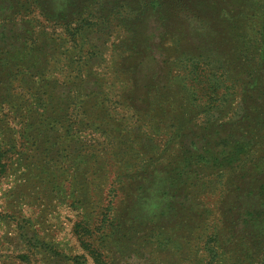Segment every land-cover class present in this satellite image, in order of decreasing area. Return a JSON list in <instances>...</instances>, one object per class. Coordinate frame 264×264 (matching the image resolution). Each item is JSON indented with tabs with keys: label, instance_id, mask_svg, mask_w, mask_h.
<instances>
[{
	"label": "rangeland",
	"instance_id": "374dc122",
	"mask_svg": "<svg viewBox=\"0 0 264 264\" xmlns=\"http://www.w3.org/2000/svg\"><path fill=\"white\" fill-rule=\"evenodd\" d=\"M43 1L47 17L28 12V0H0V43L23 46L12 57L28 62V29L42 23L58 40L65 30L51 17L74 27L93 4L98 76L78 97L91 126L59 113L70 87L55 91L47 130V117L28 112L22 70L0 81V264H95L93 247L107 264H264V0ZM124 4L142 33L147 69L157 72V93L125 94L115 80V52L130 27L119 19ZM47 41L37 48L41 65L53 54ZM186 51L210 78L200 109L186 97L182 70H171ZM183 114L193 123L171 131ZM141 153L145 167L134 163ZM25 251L27 263L17 259Z\"/></svg>",
	"mask_w": 264,
	"mask_h": 264
},
{
	"label": "trees",
	"instance_id": "16d2710c",
	"mask_svg": "<svg viewBox=\"0 0 264 264\" xmlns=\"http://www.w3.org/2000/svg\"><path fill=\"white\" fill-rule=\"evenodd\" d=\"M73 1L75 5L78 3L76 0ZM158 3L159 2H157L156 6H160L162 4L161 1L159 4ZM91 5V7H88V10L83 11L80 14L79 18H74L77 20L74 27H70L74 24V22L71 20L67 21V18H61L59 16L58 18L51 17L53 20L62 23L61 25H63L62 27H64L65 30L64 36L59 37L58 40L49 37L50 35L47 31L48 26L42 23L35 24L28 29V50L24 52L25 54L28 53V62L22 60V56L14 60L12 57V51L15 52L16 50L11 49V51L6 47H2L3 45L0 43V64H3V68L5 69L3 72L4 74L2 73L0 75V77H2L0 78V81H6L8 83L11 81V78L14 79L16 77L19 70H22L24 77L28 80V112L30 113V116L32 114L40 113L44 117H47L50 122L47 130H50L49 128H53V124H55L53 117L51 118L48 114L49 108L51 110V103L55 96V91L63 87H70V91H68L65 95V99L61 104V111L59 113L62 115L65 113L64 116L73 118L74 120H77L78 123L86 122V116H81L84 111L80 112V110H83L81 108L84 106L85 99H78V97H83V85L98 76L97 72H95V66L98 65L94 61L96 52L90 41L97 19L95 14L96 10L93 8V4ZM124 5L118 7V13L121 16L119 19H121V24L128 23L130 27L128 30V36H126L123 41L122 49L116 50L115 52V80L126 86L125 94L141 89L144 90V93H146V90H148V93L150 94L153 90L157 93L159 91V83L157 82L159 78L157 76V72L153 70L150 73L147 69L149 67V57L146 54V51H144L141 43V41H144L143 38H141L142 33L138 30L139 25L136 23L137 20L131 17V13L127 8L128 5ZM44 9L45 3L43 0H28V12L36 13L39 11V14L47 17L50 11L45 12ZM116 9L117 8L114 10L115 14H117ZM97 12H100V17H109V15H105L100 9L97 10ZM141 14H145V12H142ZM133 27H137V30L133 29ZM37 28L39 29V32L35 31ZM13 35H15V32ZM201 36L202 34H200V37ZM45 40H48L47 43L53 49V54L50 56L48 61L45 62V65H41L42 62L39 64L36 63V56L39 55L37 54V48H39L40 45H44ZM22 48L23 46H21L17 51L22 52ZM187 54L188 56H186V58H178L179 60H176L173 63L174 70L172 68L171 70L174 72L175 66H177L180 71L182 70L183 74L181 80L184 82L183 88L186 97L190 99L192 109H200L203 107L204 97L208 91L207 83L210 81V78L206 79V76L203 74V64L200 62V56H198V59L197 57L194 58L193 56H189V53L186 51V55ZM175 55L176 54L174 53V56H171L174 60L176 58ZM105 58L106 56L102 55L101 59L105 60ZM51 69L59 70L60 74L64 73V79L59 81L57 79L54 80L52 78H45L48 77L47 72ZM37 78H39L41 84H37L39 83V80L36 81ZM70 85H72V87ZM209 87L213 95H218L219 86L217 82H215V84L213 82V84H210ZM193 119L194 116L192 115H179L173 121L171 131H174L173 129H177V131H180L181 133L185 130L188 124L193 123ZM86 126L90 127L91 124L86 122ZM80 129L81 128L77 125V130L80 131ZM181 136L182 135H178V137ZM179 143L181 148L182 142ZM2 153L5 152L0 151V167L3 169L5 167V163L3 162ZM141 155L142 153L138 155L139 157L134 161L137 167L144 163L145 164L143 166H146V159L141 158ZM205 159L206 157L202 160ZM189 162L190 160L185 159L179 163L181 171L184 172L185 176L186 174L187 176H190V171H188V167L190 165ZM105 221V219H102L101 224H104ZM89 226L90 225L88 224H84L82 227L84 229L85 236L82 237L81 240H85L81 241V243L86 248L88 245L91 247L93 246V244L89 242L90 240L88 238V236L92 234ZM29 242H31L35 247L45 245L44 242L37 238H34V241L31 238V241ZM26 245L28 247V239ZM92 251V257L95 264H107L104 254L99 248L93 247ZM18 256L19 257L17 259L21 262L27 263L29 261L28 251H25ZM74 263L80 264L79 261H74Z\"/></svg>",
	"mask_w": 264,
	"mask_h": 264
}]
</instances>
